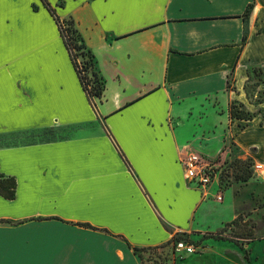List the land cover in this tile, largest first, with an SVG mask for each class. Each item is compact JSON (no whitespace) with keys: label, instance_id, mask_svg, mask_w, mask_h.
I'll return each mask as SVG.
<instances>
[{"label":"crops","instance_id":"1","mask_svg":"<svg viewBox=\"0 0 264 264\" xmlns=\"http://www.w3.org/2000/svg\"><path fill=\"white\" fill-rule=\"evenodd\" d=\"M47 1L73 20L104 91L93 107L40 0H4L0 173L16 187L0 195V264H141L133 247L202 236L213 182L187 181L181 159H213L229 138L264 163V103L244 92L248 70L264 72V0ZM231 101L255 113L244 129ZM227 205L221 228L237 217Z\"/></svg>","mask_w":264,"mask_h":264},{"label":"rangeland","instance_id":"2","mask_svg":"<svg viewBox=\"0 0 264 264\" xmlns=\"http://www.w3.org/2000/svg\"><path fill=\"white\" fill-rule=\"evenodd\" d=\"M77 61L83 66L85 57L79 51L72 49ZM250 68L247 92L252 100L257 98L256 84L259 83L258 69ZM92 70L85 71L87 78L92 81ZM264 73V72H263ZM92 84V82H91ZM256 95V97H255ZM55 137L53 132H45L41 139ZM198 153V152H197ZM205 157V156H204ZM216 162L219 167L215 169L218 178V195H222L223 202L216 199L217 179L211 184L208 196L210 212L200 222L201 231H206L196 239H188L183 235L176 236V240L162 248L146 249L140 251L141 264H183L188 255L175 252L173 244L177 240L191 242L196 247L193 255H200L207 259V264H264V171L254 172L255 162L250 157L240 158L234 143L227 138L223 153L217 157L207 159ZM249 172L251 177L241 182L238 176ZM235 194V195H234ZM227 202V217L234 208L237 209L239 221L235 224L226 223L222 228L218 222L222 203ZM210 217V218H209ZM211 231V232H209ZM231 245H222V243ZM146 248V247H145ZM190 255V254H189ZM202 264H206L202 262Z\"/></svg>","mask_w":264,"mask_h":264},{"label":"trees","instance_id":"3","mask_svg":"<svg viewBox=\"0 0 264 264\" xmlns=\"http://www.w3.org/2000/svg\"><path fill=\"white\" fill-rule=\"evenodd\" d=\"M43 7L47 10V12L50 14V16L54 19L55 23L57 24L60 36L63 39V43L67 49V52L69 54L70 60L73 64V67L76 71V74L78 76L80 85L87 95L89 101L93 104V107H95V103L93 99L98 98L100 99L102 97L103 91H104V81L102 78L98 75L95 67V58L93 54L86 49V46L78 33L77 29L74 26V22L72 19H64L60 20V18L56 15L54 7L47 1V0H40ZM254 4L249 3L247 7L245 8L243 12V22H244V28H243V39L242 42L245 44L247 40V35H248V17L253 9ZM72 49H75L76 51L80 52V55L82 57L86 58V61L84 62V65L79 67L76 55L73 54ZM252 69V68H251ZM258 69V76L259 78V83L256 84V95L257 98L255 100H252L247 92L246 85H244V92L247 97V100L253 104V105H259L261 103H264V91H257V87L260 85L261 82H263L264 78V73L261 68ZM87 70H92L91 76L93 77V80L90 81L87 76L85 75V71ZM256 70L255 67H253V71ZM249 73L250 69L248 70V80H249ZM92 82V84H91ZM233 82V77L232 73L228 76L227 80V87L233 89L232 86ZM248 82V81H247ZM260 113L262 114V111L259 110ZM229 112V117L231 120H239L243 121V123H239V127L241 129H244L248 123L254 118L255 113L251 112L248 110L243 103L238 102V101H231L229 104L228 108ZM251 177V174L249 172H243L239 178L241 182H246L248 179ZM15 187H16V182L13 177H6L3 174L0 173V195L4 197L5 199H13L15 196ZM240 217H236L233 221L232 224L237 223L240 219ZM4 221H0V223H3ZM176 237H173L171 241H169L166 244L160 245V246H155V247H146V248H137L133 247L132 250L134 251L135 254L138 255L140 259L141 256L139 254L140 251L148 250V249H156V248H162L165 247L166 245L170 244L172 241L176 240Z\"/></svg>","mask_w":264,"mask_h":264},{"label":"built area","instance_id":"4","mask_svg":"<svg viewBox=\"0 0 264 264\" xmlns=\"http://www.w3.org/2000/svg\"><path fill=\"white\" fill-rule=\"evenodd\" d=\"M77 62L81 69L82 66L80 62ZM181 164L184 170V178L198 187L204 188L211 184L215 179L218 181L215 169L218 168L219 165L214 161L205 160L201 155L195 152L187 153L181 159ZM253 169L254 172L264 171V165L255 163ZM216 199L221 200V195H217ZM173 247L175 252L184 255L194 254L196 252L195 245L184 240L175 241Z\"/></svg>","mask_w":264,"mask_h":264},{"label":"snow or ice","instance_id":"5","mask_svg":"<svg viewBox=\"0 0 264 264\" xmlns=\"http://www.w3.org/2000/svg\"><path fill=\"white\" fill-rule=\"evenodd\" d=\"M3 3H4V0H0V5H3ZM0 22H2V21H0Z\"/></svg>","mask_w":264,"mask_h":264}]
</instances>
